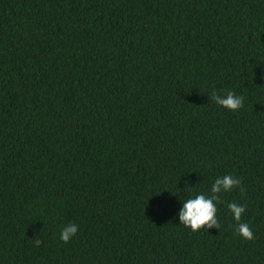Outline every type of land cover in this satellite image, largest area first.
Returning a JSON list of instances; mask_svg holds the SVG:
<instances>
[{"label":"trees","instance_id":"16d2710c","mask_svg":"<svg viewBox=\"0 0 264 264\" xmlns=\"http://www.w3.org/2000/svg\"><path fill=\"white\" fill-rule=\"evenodd\" d=\"M0 264H264V0H0Z\"/></svg>","mask_w":264,"mask_h":264},{"label":"clouds","instance_id":"9594fccd","mask_svg":"<svg viewBox=\"0 0 264 264\" xmlns=\"http://www.w3.org/2000/svg\"><path fill=\"white\" fill-rule=\"evenodd\" d=\"M212 99L216 105L233 112L241 109L244 104V98L231 91L223 94L213 91ZM240 185L241 181L239 178L232 174H226L222 177H217L214 183L211 184V195L199 193L187 199L180 197V200L183 201L181 202L182 207L178 212L180 224L189 227L193 232L200 231L205 227L218 228L217 204L220 203L221 196L224 193L231 192L234 188H239ZM227 207L236 222V230L240 237L248 241L253 240L254 234L251 227L241 219L246 212V206L233 201ZM78 229L79 225L69 222L61 229L60 239L64 243H68L76 235Z\"/></svg>","mask_w":264,"mask_h":264}]
</instances>
